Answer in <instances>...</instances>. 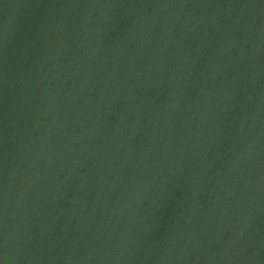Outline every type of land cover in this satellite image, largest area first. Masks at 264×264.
I'll return each instance as SVG.
<instances>
[{
    "label": "water",
    "instance_id": "95a60500",
    "mask_svg": "<svg viewBox=\"0 0 264 264\" xmlns=\"http://www.w3.org/2000/svg\"><path fill=\"white\" fill-rule=\"evenodd\" d=\"M0 264H264V0H0Z\"/></svg>",
    "mask_w": 264,
    "mask_h": 264
}]
</instances>
